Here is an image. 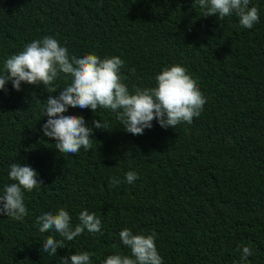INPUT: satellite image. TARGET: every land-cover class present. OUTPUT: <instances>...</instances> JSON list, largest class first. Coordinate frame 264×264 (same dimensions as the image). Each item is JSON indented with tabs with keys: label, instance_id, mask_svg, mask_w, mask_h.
Returning <instances> with one entry per match:
<instances>
[{
	"label": "trees",
	"instance_id": "obj_1",
	"mask_svg": "<svg viewBox=\"0 0 264 264\" xmlns=\"http://www.w3.org/2000/svg\"><path fill=\"white\" fill-rule=\"evenodd\" d=\"M249 6L260 17L251 29L235 15L202 16L195 0H0V70L48 35L70 56H119L130 92L181 64L207 99L191 124L162 128L153 120L142 135L125 131L112 110L69 106L65 114L83 116L94 137L91 150L67 154L41 130L47 88L21 82L17 91L8 81L0 89V195L13 182L12 163L34 168L43 185L24 192L22 220L0 215V264H60L82 251L100 264L130 254L119 239L125 227L155 231L163 264H242L240 245L252 249L248 264H264V0ZM67 82L60 74L54 84ZM99 119L109 129L92 125ZM128 171L138 175L132 184ZM113 176L119 186L110 185ZM58 208L73 225L81 210L94 212L101 232L85 230L55 256L42 252L52 233L40 232L36 217Z\"/></svg>",
	"mask_w": 264,
	"mask_h": 264
},
{
	"label": "clouds",
	"instance_id": "obj_2",
	"mask_svg": "<svg viewBox=\"0 0 264 264\" xmlns=\"http://www.w3.org/2000/svg\"><path fill=\"white\" fill-rule=\"evenodd\" d=\"M195 2L201 8L202 16L214 15L222 19L235 15L242 28L251 29L260 20L258 8L249 6L250 0ZM123 66L124 61L115 55L101 58L94 52H88L70 56L67 47L53 36L45 35L25 44L22 50L4 60L0 70V89L6 91L8 81L17 91L21 82L47 88L50 95L42 114L47 116V120L41 125V130L45 137L53 138L59 153L76 154L81 148H92V126H87L83 116L65 114L69 106L89 108L94 113L98 108L112 110L124 130L133 135H142L145 129H151L153 120L162 128H175L181 122L191 124L194 117L200 116L207 99L183 65L163 66L155 75L154 86L134 87L132 92L121 81ZM60 74L68 77L70 82L58 89L54 82ZM57 91V95H51ZM92 125L97 129H109L101 119L93 120ZM37 176V171L27 164L12 163L9 166L8 177L13 182L3 187L0 215L14 220H22L27 215L24 192L43 185ZM137 179L134 171L124 174V180L129 184ZM121 182L119 177L109 178L111 186H119ZM78 221L73 225L69 212L64 208L38 215L35 222L39 231L52 233L42 241V252L55 256L57 248L65 247V241H73L85 230L92 234L101 232V220L94 212L81 210ZM57 234L62 239H57ZM156 238L155 231L134 234L132 229L125 227L120 230L119 239L130 254L108 255L100 260V264H163L156 248ZM240 249L242 264H248L252 249L246 245H240ZM90 255L86 251L69 253L60 258V264H92Z\"/></svg>",
	"mask_w": 264,
	"mask_h": 264
}]
</instances>
